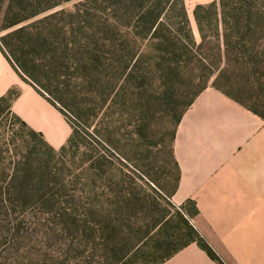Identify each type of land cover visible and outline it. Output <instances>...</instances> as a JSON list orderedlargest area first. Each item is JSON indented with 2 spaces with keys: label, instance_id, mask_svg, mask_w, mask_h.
Returning <instances> with one entry per match:
<instances>
[{
  "label": "rangeland",
  "instance_id": "rangeland-1",
  "mask_svg": "<svg viewBox=\"0 0 264 264\" xmlns=\"http://www.w3.org/2000/svg\"><path fill=\"white\" fill-rule=\"evenodd\" d=\"M21 1L0 0V41L21 26H11L18 20L36 14L27 21L32 23L63 13L52 25H56L54 35L67 67L61 69L53 86L61 91L66 115L81 132V138L67 152L56 154L32 141L16 124L13 126L10 117L3 120L0 148L20 143H12V133L3 138L2 133L8 130L23 133L28 148L39 145L38 152L30 158H41L43 165L47 162V169L30 177L32 194H52L54 202L47 208L31 206L25 211L0 214V264H112L114 256L107 247L115 246L111 242L116 235L110 224L117 227L118 223L121 232L115 242L128 251L139 236L144 237L137 229L145 227L148 203L156 205L158 197V208H166L160 198L166 200L173 191L177 174L172 157L174 122L197 92V86H188L186 77L179 72L183 69L167 77L155 66L156 62L148 65L143 53L152 62L157 53L149 51L153 46L147 42L137 41L130 46V50L142 55L128 81L125 76L130 69L123 71L117 60L121 51H113L114 57L109 53L107 61L104 57L101 61L98 54L102 56L103 49L91 29L96 21L93 3L85 6L87 12L81 16L75 11L84 9L85 0H26L20 10L16 5ZM158 1L152 0V5ZM215 1L184 0L197 42L193 10ZM43 9L45 12L39 13ZM255 40L258 44L250 50L262 61L260 72L247 71L253 64L248 67L245 60L237 62L232 58L218 87L264 115V34H257ZM116 42L121 46V39ZM206 48L210 50L212 45L208 42ZM88 117L91 122L86 123ZM8 163L3 157L0 166L8 167ZM130 191L133 199L128 195ZM127 203L130 204L126 206ZM170 203L173 205L171 199ZM184 207L193 209L190 203ZM155 212L150 219L156 218ZM146 240L150 242L149 237ZM147 253V248L143 249L138 258Z\"/></svg>",
  "mask_w": 264,
  "mask_h": 264
},
{
  "label": "trees",
  "instance_id": "trees-1",
  "mask_svg": "<svg viewBox=\"0 0 264 264\" xmlns=\"http://www.w3.org/2000/svg\"><path fill=\"white\" fill-rule=\"evenodd\" d=\"M25 1L18 2L16 7L20 10L24 9ZM92 3L96 5L94 16L96 21L91 29L95 32L94 36L103 49L102 56L98 54L101 61L102 57L107 61L109 53L114 57L113 51H121L117 60L122 65L119 67H122L123 71L130 69L125 76L128 81L141 62L142 55L130 50V46L136 45L137 41L147 42L153 46L149 48L151 49L149 51L157 53L153 62L150 56L143 53L145 54L143 58L148 65L152 66L151 64L156 62L155 66L167 77L183 69L179 72L186 77L188 86H197V92L174 122L172 143L184 112L209 83L212 88L257 114L254 109L246 107L220 89L218 81L227 73L228 65L230 61H233L232 58L237 62L245 60L243 62L249 65L248 67L253 64L252 67L246 68L247 71L260 72L259 66L262 61L254 57L250 48L255 50L258 44L255 36L259 33L264 34V0H217V2L195 6L193 18L197 25L199 42L194 39L190 30L184 0H159L153 5L152 0H85L82 4L84 9L75 12L82 16V13L87 12L88 9L85 6ZM43 12H45L44 9L39 13ZM23 13H25L24 10ZM61 14L63 13H54L32 23L27 21L35 18L36 14L18 20L11 26H21L0 41L1 52L21 80L65 117L72 133L66 145L56 152L45 143L40 133L31 130L10 111L9 102L16 95L14 93L0 100V129L3 128L5 117H10L13 126L16 124L32 141H38L42 148L56 154L67 152V149L75 146L74 143L81 138V132L73 127L66 115L64 109L66 102L61 96V91L57 86H53L60 76L61 69L67 67L64 52L61 51L58 39L54 35L56 25H52L57 15ZM69 17L72 18L71 15ZM118 39L122 41L121 46L117 45ZM208 42L212 45L210 50L206 48ZM215 60L219 61L218 64L214 63ZM261 118H264V115L261 114ZM87 121L89 117L86 123ZM11 133L12 143L18 140L21 144L9 146L10 143H7L0 148V162L3 157L5 161H9L8 167L0 166V214L17 209L25 211L31 206L39 208L52 206L54 202L52 194L40 196L32 194L30 177L47 169V162L43 165L41 158L34 161L30 158L36 154L39 145L28 148L22 139L23 133L19 135L15 130L4 131L2 136L4 138ZM173 162L177 170L175 188L166 196V200L160 198L166 206L165 209L158 208L161 207L157 203L158 197L156 202L154 201L156 205H152V202L148 203L150 207H147L144 214L145 227L137 229V233H144V237L139 236L138 241L133 242L128 251H125L115 242L121 228L118 227V223H116L117 227L114 225L112 227L110 224L116 235L111 242L115 246L107 247L108 252L114 256L112 264H162L191 243H196L210 259L221 264L218 256L191 224V220L198 214L195 205L191 202L185 203L193 206V209L188 210L185 209V204L176 208L170 203L179 179L174 157ZM128 195L134 198L132 191L128 192ZM128 201L130 202L131 199ZM129 204L127 203L126 206ZM154 212L156 218L150 219V214ZM150 232L154 233L153 237L150 236ZM148 237L150 242L146 240ZM146 248L147 255H141L138 258L140 251Z\"/></svg>",
  "mask_w": 264,
  "mask_h": 264
},
{
  "label": "crops",
  "instance_id": "crops-1",
  "mask_svg": "<svg viewBox=\"0 0 264 264\" xmlns=\"http://www.w3.org/2000/svg\"><path fill=\"white\" fill-rule=\"evenodd\" d=\"M57 150L72 130L65 117L24 83L0 49V100ZM178 168L174 206L198 214L193 227L221 264H264V118L209 87L184 112L173 141ZM162 264H220L196 243Z\"/></svg>",
  "mask_w": 264,
  "mask_h": 264
}]
</instances>
